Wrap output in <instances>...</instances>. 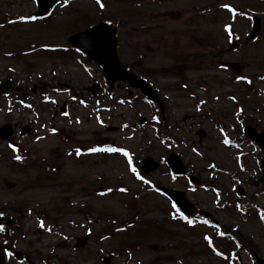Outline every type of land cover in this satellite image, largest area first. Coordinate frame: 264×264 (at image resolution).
Masks as SVG:
<instances>
[{
  "label": "rangeland",
  "instance_id": "obj_1",
  "mask_svg": "<svg viewBox=\"0 0 264 264\" xmlns=\"http://www.w3.org/2000/svg\"><path fill=\"white\" fill-rule=\"evenodd\" d=\"M101 1L103 8L60 0L37 21L36 0H0V83L12 80L24 97L35 88L17 121L35 128L20 140L25 165L13 167L0 143V207L20 218L16 248L36 264H253L252 252L264 260L262 155L244 144L235 118L240 113L264 131V0ZM251 17L261 30L243 46ZM101 21L117 27L119 61L153 88L161 116L126 85L108 93L100 70L69 48V36ZM232 41L239 47L228 52ZM92 83L101 87L94 98L84 92ZM45 99L64 101L66 115ZM109 148L117 151H101ZM171 154L198 185L170 174ZM147 157L160 166L143 175ZM156 185L183 192L196 215H211V226L180 219ZM237 187L244 196H235ZM230 249L238 260L225 257Z\"/></svg>",
  "mask_w": 264,
  "mask_h": 264
},
{
  "label": "water",
  "instance_id": "obj_2",
  "mask_svg": "<svg viewBox=\"0 0 264 264\" xmlns=\"http://www.w3.org/2000/svg\"><path fill=\"white\" fill-rule=\"evenodd\" d=\"M57 0H37L38 16H43L47 13L49 8L53 6ZM259 31V20L253 19L252 32L245 40V43L248 44L258 33ZM70 44L75 45L79 48L90 61L100 66L103 72V78L105 83L108 84L109 89L112 88L114 82H126L131 88H136L141 91L147 98L159 104V101L150 88V86L143 80L137 78L135 75L128 73L123 69L119 63L116 56V40L114 31L106 24L101 23L97 26L88 29L84 32L78 33L69 39ZM234 48V46L232 47ZM230 68H236L235 64H228ZM9 90V83L6 82L0 86V93H5ZM99 90L98 85H93L89 91L93 95L97 94ZM10 127L4 126L0 129V139H10ZM245 135L251 138L256 143H259L264 150V133L257 134L252 128H246ZM203 136V133H201ZM167 165L170 170L175 175H184L185 168L178 157L175 155H170L167 159ZM158 165L152 159L147 158L142 163V171L147 174L157 169ZM264 167V165H263ZM190 181L197 182L196 179L190 177ZM158 190L167 195L172 203L174 209L179 213L184 215H191L194 213V206L187 201L185 195L181 192H175L172 190L165 189L163 187H157ZM0 224L10 225L11 222L6 219L0 218ZM0 264H4L3 250L0 247Z\"/></svg>",
  "mask_w": 264,
  "mask_h": 264
},
{
  "label": "snow or ice",
  "instance_id": "obj_3",
  "mask_svg": "<svg viewBox=\"0 0 264 264\" xmlns=\"http://www.w3.org/2000/svg\"><path fill=\"white\" fill-rule=\"evenodd\" d=\"M97 5H99L101 8H103V4L101 3V0H96ZM229 11H231V9H228ZM226 31H228V29H225ZM92 151H98V149H92ZM101 151H108V152H115L117 151V149L114 148H109V149H101ZM126 155V154H125ZM17 159H19V157H17ZM133 172L135 171L134 169L132 170ZM145 183H147V181H145ZM121 191H123V189H121ZM183 218V217H181ZM189 223H191V221H189ZM207 239V238H206Z\"/></svg>",
  "mask_w": 264,
  "mask_h": 264
},
{
  "label": "flooded vegetation",
  "instance_id": "obj_4",
  "mask_svg": "<svg viewBox=\"0 0 264 264\" xmlns=\"http://www.w3.org/2000/svg\"><path fill=\"white\" fill-rule=\"evenodd\" d=\"M14 128L16 129L17 128V125H14ZM30 131H32V130H30ZM22 139V136H18V137H16V142H19L20 140Z\"/></svg>",
  "mask_w": 264,
  "mask_h": 264
}]
</instances>
